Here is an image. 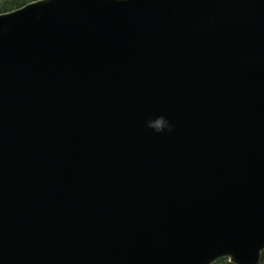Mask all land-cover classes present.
Listing matches in <instances>:
<instances>
[{
	"label": "water",
	"instance_id": "obj_1",
	"mask_svg": "<svg viewBox=\"0 0 264 264\" xmlns=\"http://www.w3.org/2000/svg\"><path fill=\"white\" fill-rule=\"evenodd\" d=\"M263 250L264 0L0 13V264Z\"/></svg>",
	"mask_w": 264,
	"mask_h": 264
},
{
	"label": "trees",
	"instance_id": "obj_2",
	"mask_svg": "<svg viewBox=\"0 0 264 264\" xmlns=\"http://www.w3.org/2000/svg\"><path fill=\"white\" fill-rule=\"evenodd\" d=\"M33 0H2L0 2V13L6 12ZM214 264H229L225 259L216 261ZM258 264H264V250L261 252Z\"/></svg>",
	"mask_w": 264,
	"mask_h": 264
},
{
	"label": "clouds",
	"instance_id": "obj_3",
	"mask_svg": "<svg viewBox=\"0 0 264 264\" xmlns=\"http://www.w3.org/2000/svg\"><path fill=\"white\" fill-rule=\"evenodd\" d=\"M151 126V125H150ZM162 130V128L161 127H156V131L157 132H159V131H161ZM167 130H169V131H171V126L169 125V123L167 124Z\"/></svg>",
	"mask_w": 264,
	"mask_h": 264
},
{
	"label": "rangeland",
	"instance_id": "obj_4",
	"mask_svg": "<svg viewBox=\"0 0 264 264\" xmlns=\"http://www.w3.org/2000/svg\"><path fill=\"white\" fill-rule=\"evenodd\" d=\"M2 0H0V2H1Z\"/></svg>",
	"mask_w": 264,
	"mask_h": 264
},
{
	"label": "bare ground",
	"instance_id": "obj_5",
	"mask_svg": "<svg viewBox=\"0 0 264 264\" xmlns=\"http://www.w3.org/2000/svg\"><path fill=\"white\" fill-rule=\"evenodd\" d=\"M261 254V253H260Z\"/></svg>",
	"mask_w": 264,
	"mask_h": 264
}]
</instances>
